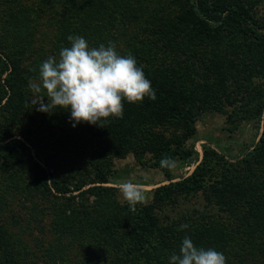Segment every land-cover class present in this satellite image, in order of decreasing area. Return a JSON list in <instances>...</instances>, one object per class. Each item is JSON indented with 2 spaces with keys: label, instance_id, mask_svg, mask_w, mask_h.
Returning a JSON list of instances; mask_svg holds the SVG:
<instances>
[{
  "label": "trees",
  "instance_id": "1",
  "mask_svg": "<svg viewBox=\"0 0 264 264\" xmlns=\"http://www.w3.org/2000/svg\"><path fill=\"white\" fill-rule=\"evenodd\" d=\"M164 1L28 0L34 8L55 7L58 22L55 46L59 52L70 46L67 37L73 35L85 38L90 48L107 46L112 41L116 50L121 48L124 55L131 53L135 57L137 66H142L155 90L156 100L145 97L136 104L125 101L122 119L109 117L102 121L103 127L99 123H80L73 128L80 129L89 139L103 140L112 156L124 157L130 153L139 163L158 168L167 177L168 169L159 166L163 156L188 160L195 154L192 136L197 116L203 111L219 112L225 102L234 104L225 83L229 81L227 69L232 63L246 71L238 79L231 76L236 85L252 83L250 79L254 75L264 78V14L258 17L253 11L259 0H170L175 4L173 12H167ZM32 7L21 6L8 12L0 26L2 42L16 49L11 56L0 53V174L17 187L20 183L16 181L29 176L28 190L42 194L65 195L77 191L75 194L81 195L95 190V205L97 195L110 189L100 185L107 182V177L97 167L98 162L93 164L96 167L89 186L84 187L87 184L81 178L70 185L38 163L31 150L37 144L25 134V126L30 121L36 122L23 90L25 76L30 71L39 74L42 63L35 56L33 68L20 63L32 54L21 30L31 28L29 12H41ZM131 27H139L140 32ZM145 31L150 39L144 35ZM251 96L257 99L255 117L259 119L264 87L253 88ZM236 108L233 106L226 115L229 132L245 117L244 109ZM54 121L60 122L57 127L72 125L70 118ZM188 138H191L190 147H187ZM80 150L75 154L87 160L85 157L91 151L83 153L82 146ZM194 195H199L208 207L183 214L164 227L157 226L153 215L156 208L174 203L178 197ZM114 207L111 225L87 218L81 219L79 225L80 231L88 232V228L92 234L99 231L96 240L102 239L105 245L114 236L117 238L113 244L128 240L119 254L113 253L112 264L126 261L170 264L163 250H170V256L178 254L185 236L191 237L198 248L222 252L226 264H264V115L260 131L257 130L251 144L239 156L226 157L203 145L200 159L197 158L191 171L152 188L150 202L138 204L135 212L127 202ZM182 224L188 227L181 230ZM4 230L0 226V264H17L16 252L23 249L10 246V232ZM106 235L112 236L110 241ZM233 238L234 243L230 244Z\"/></svg>",
  "mask_w": 264,
  "mask_h": 264
},
{
  "label": "rangeland",
  "instance_id": "2",
  "mask_svg": "<svg viewBox=\"0 0 264 264\" xmlns=\"http://www.w3.org/2000/svg\"><path fill=\"white\" fill-rule=\"evenodd\" d=\"M164 2L167 5V12L175 11L174 3L170 0ZM21 6L32 7L28 0H0V26L5 14ZM39 7L32 8L36 11L40 9V14L29 12L31 28L21 29L25 39L24 43H28L27 49L32 50V54L25 56L20 63L25 67L30 65V68L36 64L32 61L34 56L42 62L49 56H59V51L56 50L55 46V39L58 35L55 7L53 6L52 9ZM253 11L256 16H262L264 14V0H259ZM133 29L131 27V30ZM133 31L140 32V28L137 27ZM144 35L149 39L151 38L146 31ZM1 39L0 33V53L8 56L13 55L16 49H13L14 47L10 44L2 42ZM117 52L124 55L121 53V48H118ZM228 56L235 59L233 55ZM236 59L243 65L240 56H237ZM160 60L162 61V59ZM227 70V76L236 79L240 78L243 72L246 73L244 67L233 63L231 68ZM230 77L228 78L229 81L227 80L225 83L226 89H230L229 96L231 99H229L234 104L229 105L225 102L221 111H203L197 116L193 123L194 134L192 136L194 139L192 149L195 154H191L188 160H181L175 156L173 159L176 161V167L172 170L168 169V176L166 177L160 169L147 163H139L130 153L124 157L112 156L109 153L107 143L103 140L89 139L81 133L80 129H74L72 125L62 124L57 127L60 122L54 121V119L63 117L66 120L70 118V111L57 109L51 114L37 111L39 105L33 107L31 103L33 94L28 88V83L30 79L38 78V73L30 71L29 76H25L26 85H24L23 90L31 104V114L36 119L34 122L36 125L31 124L30 121V125L25 126L27 128L25 134L37 144L35 148L30 146L35 159L48 172L52 170L57 174V178L68 181L70 185L74 183L76 178L85 179L87 185L84 187L90 185L89 179H92L96 167L93 164L98 162L97 167L104 170L107 177V182L100 185L110 189L97 195V203L94 205L95 190H90L81 195L75 194L77 191L65 195H59L55 192L42 194L37 190H28L27 187L31 186L29 176L24 175L20 181L18 180L19 182L16 181L17 184L20 183L17 187L8 178H3V175L0 174V226L3 230L10 232L8 238L10 246L23 249L20 253L15 251L16 263L112 264L114 263L113 253L119 254V251L129 243L128 240L125 239L113 244V239L116 240L117 237L112 238V236L106 235V238L108 240L112 238V241L105 245L102 239L96 240L99 231H95V234L90 232V228H88V232L86 230L80 231L79 225L81 219L84 218L88 220L98 219L102 225H111L113 223L112 213L116 210L114 205L125 202L119 192L121 183L131 180L134 184L139 185L146 196L145 203H147L150 202L152 188L166 183L168 178L177 180L180 176L191 171L197 158L200 159L203 145L213 147L226 157L239 156L251 144L257 130L260 131L261 118L264 115V98L261 102L262 111L258 119L255 117L257 99L251 94L253 88L264 87V78L254 75L250 79L252 83L236 85ZM44 103L47 104L46 97ZM233 106L239 110L244 109L245 117L239 121L235 130L229 132L225 119ZM16 129L15 131H18L19 128ZM168 130L171 131L170 128ZM188 139L187 147H190L191 138ZM81 146L84 147L83 153L91 151V155L88 154L85 157L87 160L81 159L80 154H75L76 151H81ZM93 159L96 160L93 161ZM20 188H25V190L22 191ZM205 207L208 205L200 199L199 195L178 197L174 203L168 202L156 208L153 215L157 226L164 227L183 214H189L193 210ZM166 230L169 231L167 228ZM233 243L234 238L230 240V244ZM163 252L170 260L171 251L165 249ZM1 261L0 256V263ZM121 264L136 263L126 261Z\"/></svg>",
  "mask_w": 264,
  "mask_h": 264
},
{
  "label": "clouds",
  "instance_id": "3",
  "mask_svg": "<svg viewBox=\"0 0 264 264\" xmlns=\"http://www.w3.org/2000/svg\"><path fill=\"white\" fill-rule=\"evenodd\" d=\"M67 39L70 46L63 47L58 57L49 56L39 66L38 78L29 80L31 103L33 107L39 105L37 111L51 114L64 109L70 111L73 127L80 123L103 127L102 121L109 117L123 118L125 101L136 104L145 97L156 100L150 80L131 53L119 54L112 41L90 48L81 36L69 35ZM159 166L172 170L176 161L163 156ZM119 192L133 212L146 202L142 188L131 180L121 183ZM187 227L182 224L180 229ZM170 264H226V257L213 248L196 247L191 237L185 236L179 253L170 256Z\"/></svg>",
  "mask_w": 264,
  "mask_h": 264
}]
</instances>
